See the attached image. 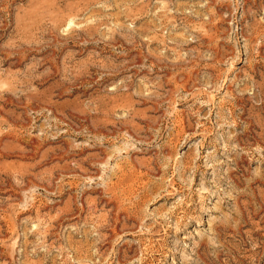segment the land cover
Segmentation results:
<instances>
[{
    "label": "rangeland",
    "instance_id": "374dc122",
    "mask_svg": "<svg viewBox=\"0 0 264 264\" xmlns=\"http://www.w3.org/2000/svg\"><path fill=\"white\" fill-rule=\"evenodd\" d=\"M0 264H264V0H0Z\"/></svg>",
    "mask_w": 264,
    "mask_h": 264
}]
</instances>
